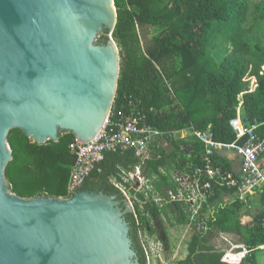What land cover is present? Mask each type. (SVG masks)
Segmentation results:
<instances>
[{
    "label": "trees",
    "instance_id": "16d2710c",
    "mask_svg": "<svg viewBox=\"0 0 264 264\" xmlns=\"http://www.w3.org/2000/svg\"><path fill=\"white\" fill-rule=\"evenodd\" d=\"M117 23L113 38L120 53V75L111 118L119 119L131 111L143 113L146 122L164 132L162 139L173 137L174 131L184 128L205 130L212 126L214 139L223 143L235 140L230 120L236 109L256 131L264 136V75L259 77L253 91L247 89L246 70L236 63H218L212 55L216 39L221 35L237 44L242 35L251 0H114ZM150 26L153 35L143 42L140 29ZM145 38V37H144ZM104 34L100 42H105ZM259 67L264 64V46L255 45ZM259 70V69H258ZM243 93V101L239 96ZM246 139L243 138L242 141ZM75 140L71 132H62L58 141L39 144L21 129H12L8 142L12 160L6 167V177L13 192L31 197L38 194L70 196L68 181L76 161L69 145ZM171 150L157 147L143 159L133 148L108 150L95 164L81 184L82 189L99 188L123 201L124 195L112 181H123L122 173L145 164L144 173L154 192L165 197L161 205L153 198L132 190L138 202L145 201V214L133 200L135 213H127L130 238L139 264H148L145 244L141 237L143 219L149 234L159 233L153 217H166L178 224H191L194 233L188 243V254L177 264H259L253 252L242 260L224 259V251L209 243L210 231L240 236L249 249L264 244V212L255 213L250 223L240 220V210L246 202L239 199L223 203L220 188L214 185L202 202L197 216L191 219V203L184 199L169 202V190L178 191L174 171L190 174L201 164L202 143L175 139ZM190 153L188 158L186 153ZM217 160V155H215ZM218 163L222 164L220 161ZM229 171V165H221ZM146 167V172H145ZM127 185H130L129 183ZM259 191V190H258ZM135 195H132L134 199ZM135 202V203H134ZM214 205L208 220L205 212ZM205 223L207 231H200Z\"/></svg>",
    "mask_w": 264,
    "mask_h": 264
},
{
    "label": "water",
    "instance_id": "95a60500",
    "mask_svg": "<svg viewBox=\"0 0 264 264\" xmlns=\"http://www.w3.org/2000/svg\"><path fill=\"white\" fill-rule=\"evenodd\" d=\"M116 23L114 0H0V264H139L122 192L26 197L6 177L12 129L39 144L96 137L118 87Z\"/></svg>",
    "mask_w": 264,
    "mask_h": 264
},
{
    "label": "built area",
    "instance_id": "2783aa9c",
    "mask_svg": "<svg viewBox=\"0 0 264 264\" xmlns=\"http://www.w3.org/2000/svg\"><path fill=\"white\" fill-rule=\"evenodd\" d=\"M262 75H264V71ZM230 126L235 133V140L231 143L216 141L211 125L205 130L192 129V135L204 147L201 156L202 162L195 166L190 174H186L187 185L190 184L191 187L189 193L187 190L186 194L171 196L174 201L184 199L191 203L192 219L197 216L202 202L206 200L208 193L214 189V185L232 190L235 198L243 202L248 201L258 190L264 189V164L262 163L264 136L257 133L256 124H250L240 114L230 120ZM163 136L164 132L146 122L143 113L131 111L129 115L114 120L111 118L110 112L95 138L89 142H80L75 139L70 143L69 148L71 153L75 155L76 161L70 171L68 191L71 193L83 183L94 169L95 164L103 158L104 152L118 148H133L138 155L142 156L148 151L155 138ZM245 137L246 139L242 141ZM223 149L235 150L241 155V166L238 172L224 171L222 164L214 158L218 151ZM174 177L177 182L186 185L182 176L176 177L174 175ZM131 181L134 185L130 187L127 184ZM114 184L131 200L132 204V190L139 193L144 185H148L140 165L134 166L127 172L123 181L118 180ZM262 223L264 226V218ZM259 248H264V244H261ZM145 251L149 259L147 248ZM251 251L252 249L246 250L239 257H233L235 255L231 253L223 258L239 261Z\"/></svg>",
    "mask_w": 264,
    "mask_h": 264
},
{
    "label": "rangeland",
    "instance_id": "374dc122",
    "mask_svg": "<svg viewBox=\"0 0 264 264\" xmlns=\"http://www.w3.org/2000/svg\"><path fill=\"white\" fill-rule=\"evenodd\" d=\"M140 35L143 37V42H146V40L151 39L153 30L150 26H145L140 29ZM255 45L264 46V0H251V4L246 15L244 29L237 44L230 43L220 35L216 39L214 47L212 49V55L218 63L225 62L231 64L236 63L237 61L240 62V65L246 70L245 77L247 82V89L249 91L254 90V86L257 83L258 78L263 76L262 72L264 71V64L260 65L259 67L260 60L258 55H256ZM242 99L243 93L239 96L240 103L243 101ZM238 114H240L239 108L236 109L235 116ZM172 138L167 137L166 139L153 141L154 143L149 146L148 151L142 155L143 159L150 157L152 153L155 152V148L158 146L160 148H167L171 150ZM139 165L141 168V172L145 176L148 183V185H144L142 187L140 191L142 192L141 194L145 196L144 198L146 200L153 197L158 198L159 195L154 192L153 187L150 183V179L144 173L143 167L145 166V164L142 162ZM125 174L126 173L124 172L122 173V178H125V176H127V174ZM112 181L115 182L116 180L112 178ZM129 184L130 185L128 186L130 187L134 185L132 181ZM259 191L264 194V189ZM132 195H135L133 200H136L137 203L138 196L136 194ZM258 195L256 197H258ZM252 200L253 199H249V201L254 204ZM159 203L163 205L166 203V200L159 201ZM256 203L257 204H255V206L257 207V209H255L254 211L256 213L264 212V204H259L257 199ZM138 204V209L143 214H145V210H148L144 206L145 201L138 202ZM153 223L159 233L157 239L155 238L156 236H152L148 233L149 225L145 218L143 219V223L141 225L142 241L144 242L149 254V259L147 257L148 264H177L179 260L184 259L188 254V243L194 233V229L192 228L191 224H178L175 223V220H169L164 216L161 218L154 216ZM205 231H207L206 225L204 232ZM231 233L233 232L225 233V236L227 237V235H230ZM221 235L222 232L210 231L208 233V238L210 244L214 245L217 249L224 251L225 258L226 256H228L234 246H230V248L226 250V241L221 237ZM232 239L234 242L237 241V244L240 243L238 245H235L236 247H238L239 245H243V241L241 238H238V235L236 236V238ZM261 250H264V248ZM243 252L245 251L243 250ZM258 262L259 264H264V251H259Z\"/></svg>",
    "mask_w": 264,
    "mask_h": 264
},
{
    "label": "crops",
    "instance_id": "0c3cea01",
    "mask_svg": "<svg viewBox=\"0 0 264 264\" xmlns=\"http://www.w3.org/2000/svg\"><path fill=\"white\" fill-rule=\"evenodd\" d=\"M172 136L175 139H183V140H188V141H195V137L192 135V129L191 128H184L182 130H178V131H174L172 133ZM162 139H166V138H162ZM162 139H156V140H162ZM155 140V139H154ZM154 143V142H153ZM152 143V144H153ZM159 147V146H158ZM157 148V147H156ZM167 149V148H165ZM169 150V149H167ZM187 157L190 158V153H186ZM217 159L218 161H220L223 165H229V169L234 171V172H238L241 166V155L236 152L235 150H231V149H223V150H219L218 154H217ZM262 163L264 164V158L262 159ZM174 175L177 176H182L184 178L185 184H180L179 183V188L178 191L175 192L174 190L170 189L169 190V202H174V200L171 199V196H180V194H186L187 190L188 193L190 191V184L187 185V179H186V174L181 173L180 171H174L173 173V177ZM175 178V177H174ZM176 180V179H175ZM219 191L221 192V196L219 199H221V201L223 203H231L233 200H235L236 196L234 194V192L232 190H228L227 188H220ZM260 194V195H258ZM258 195V197H256ZM263 195V196H262ZM157 202L159 203V201H163L165 197H161L158 196V198L154 197ZM249 199H253L252 201L254 202L251 203L249 200L246 202V205H244L242 207V209L240 210V220L244 223V224H248L252 221L254 214L256 213L254 210L257 209V207L255 206L256 203V199L258 200L259 204H264V194L260 191H257L253 196H251ZM214 205H209L208 206V210L207 212H205L204 216L205 219L208 220L209 215L211 213V211L213 210ZM205 224V223H204ZM206 225V224H205ZM236 234L231 233L230 235H227V237L225 236V233H222L221 237L226 241V250H228L230 248V246H234V248H232V250L230 251V253H233L235 256L233 257H239L241 255H243L246 250H250L249 248L243 246V245H239L238 247H236L235 245H238L240 243L237 244V241L234 242L232 238H236L235 236ZM238 238H240V236L238 235ZM234 244V245H232ZM258 245L256 246L251 252L255 253L256 255V260L258 261V253L259 251H264L261 250L263 248H259ZM236 249V250H235ZM230 253L228 255H230ZM237 254V255H236ZM259 263V262H258Z\"/></svg>",
    "mask_w": 264,
    "mask_h": 264
},
{
    "label": "flooded vegetation",
    "instance_id": "af4514ba",
    "mask_svg": "<svg viewBox=\"0 0 264 264\" xmlns=\"http://www.w3.org/2000/svg\"><path fill=\"white\" fill-rule=\"evenodd\" d=\"M80 187H81V185H80ZM82 188V187H81ZM91 190H93V189H91ZM94 190L95 191H102V190H100L99 188H94Z\"/></svg>",
    "mask_w": 264,
    "mask_h": 264
},
{
    "label": "clouds",
    "instance_id": "9594fccd",
    "mask_svg": "<svg viewBox=\"0 0 264 264\" xmlns=\"http://www.w3.org/2000/svg\"><path fill=\"white\" fill-rule=\"evenodd\" d=\"M114 183V182H113Z\"/></svg>",
    "mask_w": 264,
    "mask_h": 264
}]
</instances>
